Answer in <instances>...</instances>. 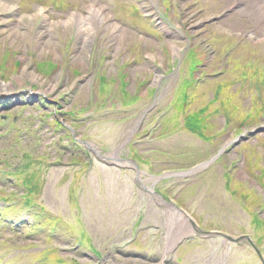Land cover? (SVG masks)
<instances>
[{
	"label": "rangeland",
	"instance_id": "obj_1",
	"mask_svg": "<svg viewBox=\"0 0 264 264\" xmlns=\"http://www.w3.org/2000/svg\"><path fill=\"white\" fill-rule=\"evenodd\" d=\"M122 1L142 8L147 0H111V4L117 8ZM87 2L74 3L84 12ZM161 2L150 1L159 8L171 5L172 11L165 16L168 20L163 19L165 25L158 23L157 15L145 17L138 12L140 19H131L117 16L121 10H114L111 20L122 25L125 34L117 36L114 29L102 27L83 43L75 27L62 23L70 16V8L59 11L44 5L45 12L35 0H0V100L4 101L0 110L9 111L4 116L9 121L1 124L0 132L10 128L0 137V171L13 169L16 162H30V152L44 159L37 162L34 158L35 163L19 174L17 182L0 180V195L5 197L20 195L22 183L29 185L36 209L25 217L27 223L32 224L33 218L38 221L37 230L31 233L10 231L15 234L10 242L23 239L24 247H15L20 242L7 247L9 240L0 241V264H162L167 210L135 184L133 168L106 167L97 160L88 173L84 171L86 154L77 155L69 148L59 151L55 140L65 132L57 131L55 109L91 104L84 109L88 117L79 125L80 135L112 150L153 105L132 137L138 142L128 143L121 151L125 157L136 158L148 174L189 168L211 157L237 130L264 124V0H244L238 4L242 10L239 7L213 21V15L231 0ZM40 9L52 21L53 33L44 27ZM245 32L238 47L225 55L229 43ZM100 48L104 49L103 60L99 59ZM192 60L197 63L191 70ZM193 72L198 79L189 89L193 102L183 111H174L183 81ZM199 107L208 112L204 135L186 129L184 123V113ZM58 115L63 119L62 113ZM36 126L40 127L37 133ZM167 128L166 134H160ZM223 154L207 172L188 180L167 177L156 183L157 188L180 202L204 228L251 233L264 255V132ZM54 160L63 164L48 167V161ZM228 167L231 171L227 173ZM6 200L0 199V207ZM40 221L45 225L39 226ZM56 223L62 227L53 236ZM181 223L174 226L173 235ZM145 225L150 227L136 239L142 247L134 242L124 246L135 229ZM183 225L185 231L193 229L189 222ZM9 227L3 229L4 234H9ZM27 235L33 239L28 242L41 244L24 243ZM81 236L86 241L79 247ZM58 246L68 249L60 252ZM57 255L60 258L55 260L52 256ZM165 264L262 262L247 239L233 242L223 236L197 235L176 252L173 262Z\"/></svg>",
	"mask_w": 264,
	"mask_h": 264
},
{
	"label": "bare ground",
	"instance_id": "obj_2",
	"mask_svg": "<svg viewBox=\"0 0 264 264\" xmlns=\"http://www.w3.org/2000/svg\"><path fill=\"white\" fill-rule=\"evenodd\" d=\"M8 6V5H4ZM262 11L264 14V2L262 3ZM242 10V9H241ZM40 14L43 10L39 11ZM33 16V15H30ZM44 16V27L53 33L52 21L49 20L48 15ZM63 24L71 25L76 28L77 33L81 36L83 43L89 42L90 38L97 34L98 30L102 27L106 29H114V34L121 36L125 34L122 26H120L116 21L111 20V15L105 12V9L100 5H91L87 14L82 12H73L67 19L62 20ZM196 23V22H195ZM110 30V29H109ZM27 30L24 31V35ZM173 49L177 51V45H173ZM32 73V71H30ZM173 214H175L172 211Z\"/></svg>",
	"mask_w": 264,
	"mask_h": 264
}]
</instances>
